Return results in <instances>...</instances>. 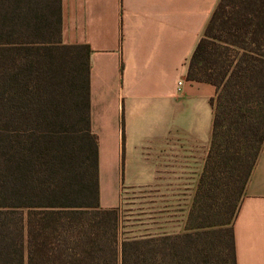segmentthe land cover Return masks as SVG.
Returning <instances> with one entry per match:
<instances>
[{"label": "trees", "instance_id": "1", "mask_svg": "<svg viewBox=\"0 0 264 264\" xmlns=\"http://www.w3.org/2000/svg\"><path fill=\"white\" fill-rule=\"evenodd\" d=\"M216 86L186 231L120 236L101 205L90 47L63 0H0V264H237L234 221L264 145V0H220L188 65Z\"/></svg>", "mask_w": 264, "mask_h": 264}, {"label": "crops", "instance_id": "2", "mask_svg": "<svg viewBox=\"0 0 264 264\" xmlns=\"http://www.w3.org/2000/svg\"><path fill=\"white\" fill-rule=\"evenodd\" d=\"M219 2L63 0L64 43L90 47L100 193L110 184L119 194L116 205L103 207L120 209V236L127 202L155 212L127 226L126 238L186 231L211 148L217 94L213 84L189 80L188 65ZM136 194L143 197L130 199ZM234 233L237 264H264V145Z\"/></svg>", "mask_w": 264, "mask_h": 264}, {"label": "rangeland", "instance_id": "3", "mask_svg": "<svg viewBox=\"0 0 264 264\" xmlns=\"http://www.w3.org/2000/svg\"><path fill=\"white\" fill-rule=\"evenodd\" d=\"M105 191L101 194L102 200L101 204L102 206L109 207L116 205V202L118 200L119 194L112 191V187L110 184L105 185ZM151 195H149L150 197ZM138 197H143L140 194H136L135 196L130 197L132 198H138ZM150 201H148L149 203ZM138 202H132V203H125L124 207L122 209V225L124 229H122V234H121V239H125L128 235V233L125 231L127 226L128 227H133V226H139L138 221H149V217L146 215L151 214L154 211H151L152 206L151 205H146L145 207H142ZM143 210H146V212L143 213ZM141 224V223H140Z\"/></svg>", "mask_w": 264, "mask_h": 264}, {"label": "built area", "instance_id": "4", "mask_svg": "<svg viewBox=\"0 0 264 264\" xmlns=\"http://www.w3.org/2000/svg\"><path fill=\"white\" fill-rule=\"evenodd\" d=\"M179 84H180V85H182V83H181V82H180Z\"/></svg>", "mask_w": 264, "mask_h": 264}]
</instances>
